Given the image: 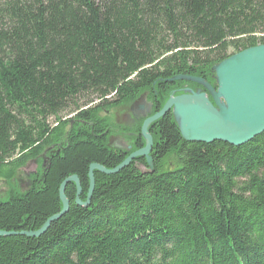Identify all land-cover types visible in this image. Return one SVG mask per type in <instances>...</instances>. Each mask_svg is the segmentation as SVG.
<instances>
[{"label":"trees","instance_id":"1","mask_svg":"<svg viewBox=\"0 0 264 264\" xmlns=\"http://www.w3.org/2000/svg\"><path fill=\"white\" fill-rule=\"evenodd\" d=\"M259 44L264 0H0V178L47 156L28 189L0 198V230L17 233L0 236V264H264V132L239 146L186 141L172 111L148 126L153 171L144 157L94 170L87 207L70 182L67 212L20 234L60 212L65 178L84 202L91 163L114 168L145 146L143 120L171 95L212 100L170 79L216 88L214 67ZM143 93L130 149L109 144L100 112Z\"/></svg>","mask_w":264,"mask_h":264},{"label":"water","instance_id":"2","mask_svg":"<svg viewBox=\"0 0 264 264\" xmlns=\"http://www.w3.org/2000/svg\"><path fill=\"white\" fill-rule=\"evenodd\" d=\"M217 87H213L205 79L197 76H175L170 80H189L203 85L206 92L189 91L171 95L162 108L146 117L141 125V134L145 146L131 152L119 165L106 168L99 163L89 165V187L87 198L80 200L82 188L76 175L68 176L59 187V197L62 209L49 217L37 231H24L26 236H39L57 220L69 207V201L64 194L66 185L70 182L76 185V204L87 207L95 186L94 170L104 174H114L128 166L132 160L144 157L154 170L150 151L152 137L148 126L155 120L172 111L178 119L179 128L186 141L210 143L215 140L225 141L239 146L252 140L264 132V44L243 49L222 60L214 67ZM17 234L0 230V236Z\"/></svg>","mask_w":264,"mask_h":264},{"label":"rangeland","instance_id":"3","mask_svg":"<svg viewBox=\"0 0 264 264\" xmlns=\"http://www.w3.org/2000/svg\"><path fill=\"white\" fill-rule=\"evenodd\" d=\"M232 52H234L233 49L228 51V53ZM83 102L84 99L82 98L79 103ZM149 111L150 103L147 93H143L136 100L130 103L122 104L120 106L110 108L108 111L105 110L100 112V116L105 119L106 123L111 128L108 136L109 144L115 143L116 145L122 147H126L130 144V135L133 134L140 119L143 118ZM72 116L73 113H71V111L61 113V117L63 119H71ZM48 121L51 124L54 123L53 118H49ZM46 161V154H41L37 158L28 160L23 166L17 169L11 179L0 178V198H4L9 193L11 188H15L18 191H25L28 189L33 174H35L37 170H42ZM141 168L145 169L143 166H141Z\"/></svg>","mask_w":264,"mask_h":264},{"label":"flooded vegetation","instance_id":"4","mask_svg":"<svg viewBox=\"0 0 264 264\" xmlns=\"http://www.w3.org/2000/svg\"><path fill=\"white\" fill-rule=\"evenodd\" d=\"M182 94V93H181ZM178 95V94H177ZM149 113V112H148ZM113 146H115V147H122V146H118V145H116L115 143L114 144H112ZM128 149H130V146L129 145H127L126 146Z\"/></svg>","mask_w":264,"mask_h":264}]
</instances>
